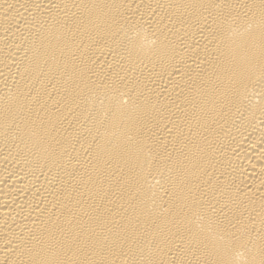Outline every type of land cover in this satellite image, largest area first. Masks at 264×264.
Returning <instances> with one entry per match:
<instances>
[{
	"label": "bare ground",
	"instance_id": "bare-ground-1",
	"mask_svg": "<svg viewBox=\"0 0 264 264\" xmlns=\"http://www.w3.org/2000/svg\"><path fill=\"white\" fill-rule=\"evenodd\" d=\"M0 264H264V0H0Z\"/></svg>",
	"mask_w": 264,
	"mask_h": 264
}]
</instances>
